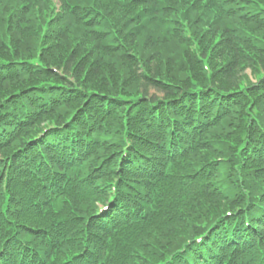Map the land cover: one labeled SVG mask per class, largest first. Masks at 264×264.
<instances>
[{"label": "trees", "instance_id": "trees-1", "mask_svg": "<svg viewBox=\"0 0 264 264\" xmlns=\"http://www.w3.org/2000/svg\"><path fill=\"white\" fill-rule=\"evenodd\" d=\"M31 1L0 0V89L27 81L0 91V264H264V0H57L52 30ZM36 20L53 41L70 24L91 39L109 60L100 84L121 88L114 57L128 60L135 93L82 87L84 56L19 58ZM53 85L66 100L35 117L32 91ZM34 145L59 152L50 174L20 157Z\"/></svg>", "mask_w": 264, "mask_h": 264}, {"label": "rangeland", "instance_id": "rangeland-1", "mask_svg": "<svg viewBox=\"0 0 264 264\" xmlns=\"http://www.w3.org/2000/svg\"><path fill=\"white\" fill-rule=\"evenodd\" d=\"M31 2L33 4V6L31 5L30 7L32 9V12H36L37 16L41 17L45 23L41 25H45V27L48 28L51 25L49 22H51L52 20L50 19L52 15H53V18L55 17L57 18L58 20L57 24L59 26L65 23L64 10L62 6H60V3L57 0H32ZM29 15L32 16L31 14ZM47 24H48V27H47ZM70 26L72 27V29L64 32V35H62L61 38H58L53 41L52 39L49 38L50 34H47L46 32H45L46 35L44 37L43 35L41 36L42 26L40 27V22L37 21V24L34 27L30 26V28L27 31H25L27 32V35L25 37L26 39H24L26 40L25 43H22V41H19L17 43H12V48L13 50H15L13 52H15L19 58L34 57L37 54L42 53L40 58L43 64L51 65V66L54 65L58 69L61 68L63 64H65L67 58L70 56L71 53L73 54V56L76 57V59L78 58L80 59V57L84 56L85 58L84 59V62H85L84 69L85 70L83 74L80 76V78L78 79L82 87L86 89H90L91 85H95L97 88H100V87L108 88L107 90L109 91H111V89H114V90L119 89L120 91H122V93H125V95L134 94L135 89L137 87V82L133 81L130 77L131 74L129 72L128 60L122 61L121 59L119 60L118 57H114V59L117 60L114 64H116V66L121 69L122 73H124V76L126 74L125 76L126 80H124L125 82L121 85V88H119L120 87L119 84H117V86L113 84L112 88L108 84H105V85L100 84L101 82H103V80H105V78L109 77L107 73V66H106V64L108 63L107 61L109 60L105 56H103V54H101L99 51H96L95 47L93 46V41L87 37H84L83 32H80L79 28L74 27L71 24ZM49 28L51 30L56 29V26L51 25ZM201 33H202V28L200 27L194 30V34H193L194 42L199 45H203V44H206V46L210 45L211 41L208 38L209 34L204 33V36H206V38H202L200 36ZM252 34L257 35L261 37L262 39H264V32L254 31L252 32ZM247 38L248 40L251 39L250 37H247ZM205 39H206V42H205ZM188 42H189V38H188ZM190 44L192 46H189L188 48H186L185 52L194 50L193 43H190ZM259 44L260 43H257L256 45L259 46ZM130 45H131L130 46L131 52L137 55V57L141 60V61H133V62H135L136 65H138L140 62L142 63L143 57L138 55L139 50H137L134 44H130ZM208 49L209 48L207 47L206 50ZM206 50L204 51V53H206ZM241 52L244 53V51H241ZM248 53L253 54L255 56V52L253 51V49H249ZM9 54L10 56L12 55L10 52ZM209 63L212 64L210 61ZM91 65L101 67L103 71V75H104L103 78H100L99 75L96 77H92V73L90 69V67H92ZM162 67L164 66H161V68ZM224 69L225 67H223L220 71L223 72ZM242 70H243L242 71V80H243L242 84L244 85L255 83V81L260 76V70H258L255 62L251 64V68H248V69L242 68ZM163 73L164 71H162L161 77L165 78ZM70 74H75V73L71 71ZM179 76H180V73H179ZM167 78H169V75L167 76ZM39 81H44V80L29 81L28 83H31L34 85V84H38ZM103 83H110V82L104 81ZM24 84H27V81L26 82L25 81L10 82L9 84L2 86L3 88L0 89V91L2 93L4 91L8 93L14 90L17 87V85H18V88H20ZM27 132L28 131H25V133ZM219 204L221 203L215 202L212 204H206L204 207L200 208V212L195 211L194 214L198 216L199 218H203L204 216H206L205 214L208 213V210L205 207H208L211 209L213 206H216V205L218 206ZM198 213H201V214H198ZM174 230H177V229H174ZM169 233H173V230L170 231ZM152 240H153V237H152ZM151 242L153 241H147V243H151Z\"/></svg>", "mask_w": 264, "mask_h": 264}]
</instances>
